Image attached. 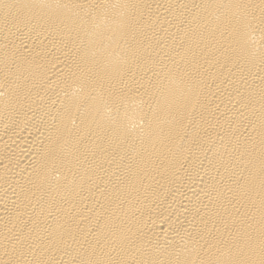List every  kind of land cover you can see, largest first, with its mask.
Listing matches in <instances>:
<instances>
[{"label":"bare ground","instance_id":"6f19581e","mask_svg":"<svg viewBox=\"0 0 264 264\" xmlns=\"http://www.w3.org/2000/svg\"><path fill=\"white\" fill-rule=\"evenodd\" d=\"M0 264H264V0H0Z\"/></svg>","mask_w":264,"mask_h":264}]
</instances>
